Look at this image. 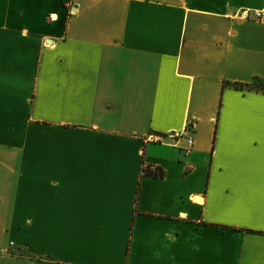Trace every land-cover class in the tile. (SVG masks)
I'll return each instance as SVG.
<instances>
[{
    "label": "crops",
    "instance_id": "crops-1",
    "mask_svg": "<svg viewBox=\"0 0 264 264\" xmlns=\"http://www.w3.org/2000/svg\"><path fill=\"white\" fill-rule=\"evenodd\" d=\"M260 82L264 0H0V264H264Z\"/></svg>",
    "mask_w": 264,
    "mask_h": 264
},
{
    "label": "built area",
    "instance_id": "built-area-1",
    "mask_svg": "<svg viewBox=\"0 0 264 264\" xmlns=\"http://www.w3.org/2000/svg\"><path fill=\"white\" fill-rule=\"evenodd\" d=\"M244 19H247V20H254V21H261L262 18H263V14L262 12H254V15L253 17H251V15L248 13V12H244L242 13L241 15ZM188 146L187 148H185V153L186 154H189L191 152V149L193 148L194 146V138L192 136L188 137Z\"/></svg>",
    "mask_w": 264,
    "mask_h": 264
},
{
    "label": "trees",
    "instance_id": "trees-1",
    "mask_svg": "<svg viewBox=\"0 0 264 264\" xmlns=\"http://www.w3.org/2000/svg\"><path fill=\"white\" fill-rule=\"evenodd\" d=\"M260 83H263L264 84V82H260ZM233 86L234 87H237V88L242 87L239 84H234ZM254 89H261V90L264 91V86H259L258 85V87H254ZM143 172L146 175H150V176H154V177H163V175H164V172H162L160 169H157L155 167L152 169V168H150L148 166H144Z\"/></svg>",
    "mask_w": 264,
    "mask_h": 264
},
{
    "label": "rangeland",
    "instance_id": "rangeland-1",
    "mask_svg": "<svg viewBox=\"0 0 264 264\" xmlns=\"http://www.w3.org/2000/svg\"><path fill=\"white\" fill-rule=\"evenodd\" d=\"M259 86H264V84L263 83H259Z\"/></svg>",
    "mask_w": 264,
    "mask_h": 264
}]
</instances>
